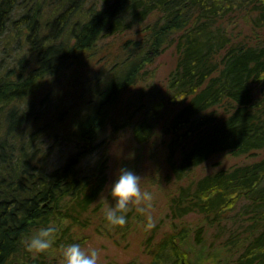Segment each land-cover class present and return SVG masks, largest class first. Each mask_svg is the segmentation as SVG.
<instances>
[{
	"label": "trees",
	"instance_id": "1",
	"mask_svg": "<svg viewBox=\"0 0 264 264\" xmlns=\"http://www.w3.org/2000/svg\"><path fill=\"white\" fill-rule=\"evenodd\" d=\"M240 21L264 28V0H0V264H64L61 246H84L94 223L117 244L128 237L131 207L128 223L113 226L99 204H114L100 201L112 185L103 137L127 128L138 145L160 140L166 180L177 183L166 214L173 232L157 240L154 229L150 264H264V40L237 34ZM136 28L139 39L117 54L103 49L96 69L100 43ZM169 47L165 89L134 92ZM68 122L63 140L74 149L51 170L58 125ZM221 153L259 158L192 177ZM191 215L201 224L180 227ZM49 223L59 229L53 248L30 250V235ZM213 227L228 236L209 252Z\"/></svg>",
	"mask_w": 264,
	"mask_h": 264
},
{
	"label": "rangeland",
	"instance_id": "2",
	"mask_svg": "<svg viewBox=\"0 0 264 264\" xmlns=\"http://www.w3.org/2000/svg\"><path fill=\"white\" fill-rule=\"evenodd\" d=\"M151 20H156V18L153 17ZM234 26L233 27L237 29V34H239L240 31H242L243 35H248L249 37H255L258 34L259 38H257L261 41L264 40V28L258 31H253L248 23L244 21H240L238 27L236 25ZM141 31L142 30L136 28L132 32H127L118 35L117 37L103 40L99 46L100 53L94 58L95 61L92 62V64L97 63L98 65L96 69H99L104 56H107V54H117L127 39H139V33ZM105 48L108 50L107 54H103V49ZM175 61L176 57L174 48H167L164 53L154 61V63L146 66L145 71H147V74L144 76L146 78L134 89V92H136L137 89L146 86H155L157 90L163 91L165 89L167 77L173 69ZM84 80L85 79L82 77L80 78V81H82L81 83H83ZM134 92L127 93L126 97H130ZM69 123L70 122L66 125L67 128H64L66 126L58 125V127L61 128L60 138L58 144L56 142L57 145L55 146L49 160L51 163V170L62 164L69 153L72 152V149H74V145L70 144V141L63 140L65 135L72 136V122L71 125H69ZM103 139L109 148L111 160L109 172L110 183H113L117 178L120 169L125 167L133 169L140 174L142 176V186L154 193L153 207L148 213L154 218V223L151 227H148V221L146 219V215L148 214L139 213L137 211L138 205L132 204L130 207L134 213L133 215L135 216V219L126 239L120 238L117 244L112 238L99 234L95 230L96 225L94 223V225L82 233L89 237L87 243L83 247L86 249L96 248L100 250L99 264H150L151 257L146 251L145 243L153 234L154 229L158 228L157 240L160 239L164 233L173 232L171 230L172 221L168 220L166 214L168 212V193L176 187L177 183L175 181L169 183V180H166L167 175L169 174V168L165 162V148L161 145L159 139L152 141L151 143L138 145L129 128L125 130L121 129L118 132L110 129L106 132ZM51 140H53V138ZM51 143L52 141H49L46 146H50ZM97 158V154H94L85 159L83 162L84 165H82L85 172L88 171L91 164L94 163ZM258 158L259 157L246 156L234 157L227 153L217 154L211 157L203 165L196 168L192 173V177L200 178L218 169L230 168L234 165L252 162ZM109 195H111L110 191H107L104 199H101L100 201H108ZM99 204L100 208L102 207V213L103 206H101V202ZM178 223H180V227L189 225L190 229L201 224L200 217L196 215L188 216L183 221H178ZM227 236L228 234H224L216 227L210 228L205 241L206 250L209 252L213 251L216 244ZM196 249H199V247H196ZM60 254L62 255V252ZM60 254L57 257H60ZM204 264L216 263L212 257H210V259L206 260Z\"/></svg>",
	"mask_w": 264,
	"mask_h": 264
},
{
	"label": "clouds",
	"instance_id": "3",
	"mask_svg": "<svg viewBox=\"0 0 264 264\" xmlns=\"http://www.w3.org/2000/svg\"><path fill=\"white\" fill-rule=\"evenodd\" d=\"M113 203L104 208L106 220L113 226L128 223L127 211L132 204L138 205L137 211L148 214L153 207V191L142 186V176L130 168H122L111 185ZM104 199V198H102ZM147 226L151 227L154 218L146 215ZM59 231L55 223L42 225L27 240V247L36 252H45L54 246L55 234ZM64 264H99L100 250L86 249L79 242L65 243L61 246Z\"/></svg>",
	"mask_w": 264,
	"mask_h": 264
}]
</instances>
